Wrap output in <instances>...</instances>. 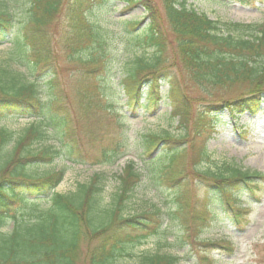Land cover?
Masks as SVG:
<instances>
[{"label":"trees","instance_id":"1","mask_svg":"<svg viewBox=\"0 0 264 264\" xmlns=\"http://www.w3.org/2000/svg\"><path fill=\"white\" fill-rule=\"evenodd\" d=\"M11 1L0 0V45L6 41L12 43L0 59V116L15 114L33 117L35 121L20 135L6 126L0 127V264H117L137 245L156 237L159 250L143 255L141 264H175L178 258L173 253L161 251L166 239V211L162 207L155 205L130 216L122 213L143 177L133 161L121 172V187L113 203L103 204L100 176L95 174L88 184L80 185L71 195L54 191L50 205L34 210L33 219L18 221L12 217L11 231L2 229L11 211L23 203L27 194H44L53 190L63 178V173L50 172L43 176L35 173L38 161L51 162L62 153L60 146L54 143L42 149L34 148V143L55 140L70 144L74 135L69 124L75 120L76 127L87 136L91 125H86L85 121L91 119L94 107L103 111L112 107L100 101L104 96L100 84L82 88L80 110L74 112V116L65 106L56 105L54 96H46L42 89L45 84L55 91L60 87L57 50L53 43L59 40L55 38L52 25L61 16L71 20L64 35V50L69 58L78 60L83 76L93 78L88 76L103 64L106 52L103 43L111 35L98 32L85 11L96 0H27L26 20L19 25L21 31L8 39L16 16L10 7ZM121 1L129 8L143 5L150 23L143 33L140 31L133 37L139 48L153 49L150 56L136 57L128 66L122 81L125 104L128 109H135L146 90V99L151 105L166 96L173 115L178 116V125L183 130L180 137L168 131L153 133L145 136L142 143L146 150L159 146L169 148L167 164L155 178L154 186L157 182L172 186L179 183L169 198L176 203L173 211L176 215L185 207L183 199L188 197L190 202V223L182 224L183 238L188 240L190 234L186 235V230L190 229L197 231L196 240H202L200 235L210 224L211 210L206 199H200L197 191L187 188L181 176L190 148L195 149L191 167L208 183L214 184L223 197L240 186L248 187L249 193L255 195V189L264 180V174L244 170L232 163L215 171L202 168L209 159L207 140L217 128L220 111L226 109L233 117H238L264 110V22L221 23L187 8V0H163V18L177 42L178 59L191 79L204 88L228 89L236 85L246 88L234 98H223L220 104L210 103L194 113L187 94L175 90L180 89L177 81L165 79V26L157 6L150 4V0ZM138 24L140 22L131 25L136 28ZM96 43L98 47L91 54L89 48ZM161 80L168 83L167 94L163 93ZM197 139L203 140V144L194 148ZM119 150L121 143L105 148L99 155L103 160L99 159L100 162H115L125 156L126 151ZM179 164H182L180 168ZM183 188L192 194H184ZM227 200L236 213L241 210L235 207L238 202L231 196ZM83 237L97 242L85 255L80 247L85 240Z\"/></svg>","mask_w":264,"mask_h":264},{"label":"rangeland","instance_id":"2","mask_svg":"<svg viewBox=\"0 0 264 264\" xmlns=\"http://www.w3.org/2000/svg\"><path fill=\"white\" fill-rule=\"evenodd\" d=\"M26 3L27 0L10 2L16 18L8 39L20 30L19 23L26 20ZM150 4L157 6L165 26L166 52L163 56V59H166L163 66L165 79L173 78L177 81L180 89L175 90L187 94L194 113L210 103L217 105L223 98H234L244 92L246 89L244 85L228 89L199 87L178 59L177 42L163 18V0H150ZM187 8L206 14L210 19L221 23L264 22V0H187ZM85 11L98 32L102 34L109 32L111 35L103 43V47L106 48L103 64L88 76L93 78L86 79L83 76V69L79 66L78 60L69 58L64 50V35L68 32L67 25L71 24V20L61 16L52 25L55 38L59 40L58 43L53 40V43L57 50L56 66L60 87L56 89L57 94L46 84L42 89L46 96H54L56 105L65 106L74 116V112L80 109L82 88H94L100 84L104 92L100 101L112 107L104 111L94 107L91 119L85 121L86 125H91L89 129L91 132L87 136L80 131L81 128L76 127L75 120L69 124L74 135L70 144L65 145L66 141L62 143L55 140L34 143V148L38 149L54 143L60 146L62 152L61 157L51 162L38 161L35 173L38 176L50 172L63 173V178L53 190H47L41 195L27 194L23 203L17 204L11 211L10 218L2 229L11 231L14 224L12 217L18 221L33 219L34 210L45 209L50 205L54 191L71 195L80 185L88 184L95 174L100 176L103 204L113 203L121 187V172L129 161H133L143 177L142 181L137 183L132 197L126 201L122 213L130 216L150 210L155 205L162 207L166 211L164 224L166 239L161 251L173 253L178 258L175 264H264V180L260 181L259 188L255 189V195L249 193L248 187L240 186L232 190V194L223 197L214 184L208 183L191 167L190 164H194L192 159L195 151L191 148L187 153L188 159L184 162L187 166L181 176L186 181L187 188L197 191L200 199H206L211 210V220L200 235L202 240L197 241L195 239L197 231L192 232L190 229L186 230V235L190 234L188 240H184L182 224L190 223L191 214L188 197L182 200L185 201V207L176 215L173 212L176 203H173L169 196L177 189L179 183L172 186L157 182V186H154L155 178L167 164L169 148L159 146L146 150L142 143L145 136L153 133L161 134L168 131L180 137L183 130L178 125L179 118L173 115L172 106L169 105L166 96L151 105L146 99L147 91L144 90L142 101L135 109H128L122 91V81L128 66L136 57L150 56L153 53L150 47L139 48L133 37L135 33L145 31L150 18L146 16L142 4L129 8L121 0H96ZM134 22L140 24L135 28L131 25ZM97 45L96 43L90 46L91 54L95 52ZM11 47L10 42L0 45V59ZM161 81V88L165 93L169 89L168 83ZM219 115L217 128L207 140L209 159L202 164V168L215 171L218 167L232 163L244 170L264 174V110L256 114L245 113L233 117L224 109ZM33 121V118L15 114L0 116V126H6L18 135ZM119 143H121L119 151H126L125 156H121L115 162L102 163L98 160L99 154L105 148ZM201 144L203 140L197 139L194 148ZM180 165L182 164H179V168ZM165 189L173 191L167 192ZM182 191L184 194L189 192L186 188ZM229 196L238 202L235 207H240L239 212L236 213L229 206L227 200ZM83 239L85 240L81 241L80 247L85 255L97 242L96 239L92 241H87L86 237ZM157 239L158 237L151 238L145 244L137 245L130 255L126 254L117 264H141L143 255L159 250ZM228 247L231 250H228Z\"/></svg>","mask_w":264,"mask_h":264}]
</instances>
